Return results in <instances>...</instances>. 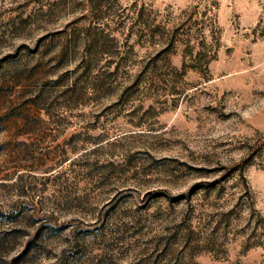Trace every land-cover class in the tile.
<instances>
[{"label": "rangeland", "instance_id": "1", "mask_svg": "<svg viewBox=\"0 0 264 264\" xmlns=\"http://www.w3.org/2000/svg\"><path fill=\"white\" fill-rule=\"evenodd\" d=\"M0 264H264V0H0Z\"/></svg>", "mask_w": 264, "mask_h": 264}]
</instances>
